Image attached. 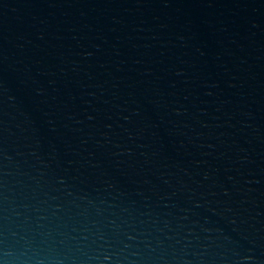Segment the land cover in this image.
Segmentation results:
<instances>
[{"label":"water","instance_id":"water-1","mask_svg":"<svg viewBox=\"0 0 264 264\" xmlns=\"http://www.w3.org/2000/svg\"><path fill=\"white\" fill-rule=\"evenodd\" d=\"M0 264H264V0H0Z\"/></svg>","mask_w":264,"mask_h":264}]
</instances>
